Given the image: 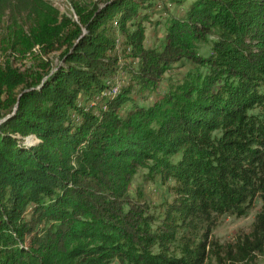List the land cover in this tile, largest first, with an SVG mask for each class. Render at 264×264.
Listing matches in <instances>:
<instances>
[{"label": "trees", "instance_id": "16d2710c", "mask_svg": "<svg viewBox=\"0 0 264 264\" xmlns=\"http://www.w3.org/2000/svg\"><path fill=\"white\" fill-rule=\"evenodd\" d=\"M153 1L0 0V264H206L217 216L256 196L226 258L264 255V0H164L186 7L145 47ZM139 168L173 181L161 212Z\"/></svg>", "mask_w": 264, "mask_h": 264}, {"label": "rangeland", "instance_id": "374dc122", "mask_svg": "<svg viewBox=\"0 0 264 264\" xmlns=\"http://www.w3.org/2000/svg\"><path fill=\"white\" fill-rule=\"evenodd\" d=\"M55 7H57L60 12L70 13V6L68 0H49ZM164 0H154L153 6L148 9H143V12L148 14V21H145L146 26L145 31V47H159L162 44V38L164 34V24L167 17V13L173 15H181L186 3L183 5H170L165 3V7L168 11L163 9ZM213 37L209 36L206 41L197 42V50L200 55L207 56L211 51ZM21 64L23 61H20ZM127 62H129L127 60ZM20 63H17L19 65ZM20 65V66H22ZM136 62L134 63V66ZM189 69V62L183 61L175 64L171 69L167 70L163 76V79L159 83L158 91L161 92L165 89L167 84L174 82L181 78ZM129 76L125 71L120 72L114 78L111 85L124 86L128 83ZM149 97L147 100L142 98H137L138 103L149 104L153 99ZM130 106V103L127 104ZM26 143H33L36 141L35 138H29ZM146 169L139 168L137 173L132 179L130 186L131 193H135L137 189H142L145 194V199L150 205L154 206L155 212L162 211V204L165 201H170L172 199V192L169 190V185L173 183L172 180H168L166 183L160 181L159 178L154 180H148L145 177ZM164 201V202H163ZM160 205V207H159ZM263 205V200L260 196H256L253 199L251 207L247 210L244 215H235L231 213H224L217 216L216 222L211 230V240L213 243L212 249L209 251L208 259L206 264H228V258H226V250L232 247L233 252H235L234 247L236 240L242 238L246 233L251 230L252 223L256 213L261 209ZM231 250V254L232 253ZM254 264H264V255L255 252L251 255ZM111 264H118V261L114 259Z\"/></svg>", "mask_w": 264, "mask_h": 264}, {"label": "bare ground", "instance_id": "6f19581e", "mask_svg": "<svg viewBox=\"0 0 264 264\" xmlns=\"http://www.w3.org/2000/svg\"><path fill=\"white\" fill-rule=\"evenodd\" d=\"M120 85H116L114 88H112V92L111 93H116L119 91Z\"/></svg>", "mask_w": 264, "mask_h": 264}, {"label": "built area", "instance_id": "2783aa9c", "mask_svg": "<svg viewBox=\"0 0 264 264\" xmlns=\"http://www.w3.org/2000/svg\"><path fill=\"white\" fill-rule=\"evenodd\" d=\"M109 92V91H108Z\"/></svg>", "mask_w": 264, "mask_h": 264}]
</instances>
